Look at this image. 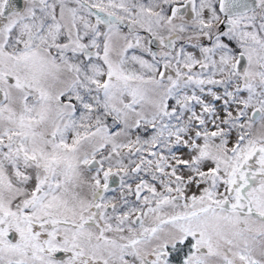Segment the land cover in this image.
<instances>
[{
    "label": "snow or ice",
    "instance_id": "6c2138e0",
    "mask_svg": "<svg viewBox=\"0 0 264 264\" xmlns=\"http://www.w3.org/2000/svg\"><path fill=\"white\" fill-rule=\"evenodd\" d=\"M0 264H264V0H0Z\"/></svg>",
    "mask_w": 264,
    "mask_h": 264
}]
</instances>
